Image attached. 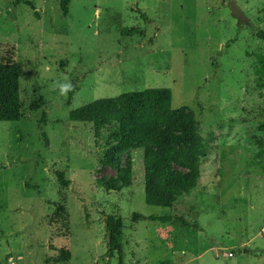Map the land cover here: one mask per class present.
Returning a JSON list of instances; mask_svg holds the SVG:
<instances>
[{"label":"rangeland","instance_id":"1","mask_svg":"<svg viewBox=\"0 0 264 264\" xmlns=\"http://www.w3.org/2000/svg\"><path fill=\"white\" fill-rule=\"evenodd\" d=\"M25 1L35 10L0 0V57L13 49L23 104L0 122V264H119L110 216L123 264H264V0H235L248 25L231 0H71L67 15L61 0ZM150 88L194 114L205 148L197 188L171 208L146 204L142 150L109 161L114 128L71 119Z\"/></svg>","mask_w":264,"mask_h":264},{"label":"trees","instance_id":"2","mask_svg":"<svg viewBox=\"0 0 264 264\" xmlns=\"http://www.w3.org/2000/svg\"><path fill=\"white\" fill-rule=\"evenodd\" d=\"M21 1L35 10L33 3L17 0ZM70 2L60 1L64 15L69 13ZM258 38L264 41V31L258 33ZM4 50L5 54L0 57V122H19L23 111L21 66L15 61L12 48ZM76 91V84H71L67 105H71ZM71 119L75 123L107 124L114 128L109 135L112 141L107 152L109 161H119L132 146L143 151L147 205L171 208L178 190L197 188L205 156L203 138L193 113L179 115L174 110L171 89L150 88L123 93L115 99L94 101L71 111ZM258 131L264 139V124L259 125ZM57 176L61 177V173L57 172ZM109 185L113 190H120L115 183ZM150 219L163 224L174 220L171 215L151 216ZM105 227L108 247L116 251L119 264H123L124 250L119 242L122 219L110 216ZM60 256L69 260L70 252L61 251Z\"/></svg>","mask_w":264,"mask_h":264},{"label":"water","instance_id":"3","mask_svg":"<svg viewBox=\"0 0 264 264\" xmlns=\"http://www.w3.org/2000/svg\"><path fill=\"white\" fill-rule=\"evenodd\" d=\"M229 10L231 16L237 20L238 25H248V19L246 15L243 13L240 7H238L235 0H231V2L229 3Z\"/></svg>","mask_w":264,"mask_h":264},{"label":"clouds","instance_id":"4","mask_svg":"<svg viewBox=\"0 0 264 264\" xmlns=\"http://www.w3.org/2000/svg\"><path fill=\"white\" fill-rule=\"evenodd\" d=\"M68 87H70V86L69 85H61V91L63 92Z\"/></svg>","mask_w":264,"mask_h":264}]
</instances>
